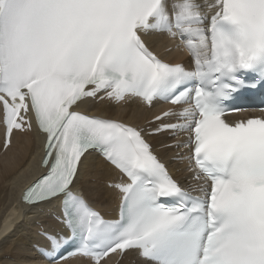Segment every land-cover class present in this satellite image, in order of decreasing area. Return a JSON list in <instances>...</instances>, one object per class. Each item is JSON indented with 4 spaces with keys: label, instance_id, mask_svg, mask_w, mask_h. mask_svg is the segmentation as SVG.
<instances>
[{
    "label": "snow or ice",
    "instance_id": "snow-or-ice-1",
    "mask_svg": "<svg viewBox=\"0 0 264 264\" xmlns=\"http://www.w3.org/2000/svg\"><path fill=\"white\" fill-rule=\"evenodd\" d=\"M152 36L178 41L188 63L162 59ZM242 89L264 94V0H0L4 147L14 131L43 134L46 172L23 200H59L69 231L45 234L49 258L71 244L91 264L128 251L143 264H264V118H222L243 110L225 104ZM105 98L172 107L145 133L80 110ZM159 132L194 184L154 153L145 137ZM91 153L120 174L115 218L73 190Z\"/></svg>",
    "mask_w": 264,
    "mask_h": 264
},
{
    "label": "bare ground",
    "instance_id": "bare-ground-1",
    "mask_svg": "<svg viewBox=\"0 0 264 264\" xmlns=\"http://www.w3.org/2000/svg\"><path fill=\"white\" fill-rule=\"evenodd\" d=\"M151 46L154 47V45ZM154 48L158 49L157 47ZM85 105L86 107L89 106L88 103ZM119 105L121 107L119 108L116 105L115 109L98 108L95 113L106 118H124L128 115L126 121L138 126L143 120L155 115L160 109V106L156 105L147 108L136 101H131L128 104L126 100ZM81 110L87 111L85 109ZM40 141L41 139L37 134L14 135L10 148L3 154L0 153V264H89L81 259H71L61 263H47L46 260L36 254L33 248L34 245H45L44 240L37 235V231L40 229L36 227V224L45 228L44 231L49 234L58 228V225L46 214V210L56 211L53 208L54 202L26 208L17 200V194L21 187L31 182V179L39 174L36 160ZM154 141L160 142L161 138H156ZM165 155L160 153L162 158ZM115 176V172L101 160L92 155H87L80 165V172L74 190L82 195L92 207L107 214L113 211L115 193L106 187V182H109ZM13 206L18 208V214L13 215L15 218L11 225L5 227L4 223L10 220V214L7 217L9 220L7 218L4 220L3 215H6L8 209H11L12 213ZM3 209H6V212ZM26 212H28V216H25ZM15 213L16 211L13 214ZM24 245L28 246L25 247ZM27 253L30 255H27ZM115 260L116 258L113 256L111 261L103 264H112ZM122 264H143V261L136 260L134 254L130 253L124 257Z\"/></svg>",
    "mask_w": 264,
    "mask_h": 264
},
{
    "label": "rangeland",
    "instance_id": "rangeland-1",
    "mask_svg": "<svg viewBox=\"0 0 264 264\" xmlns=\"http://www.w3.org/2000/svg\"><path fill=\"white\" fill-rule=\"evenodd\" d=\"M118 106H119V108L121 107L119 104H118ZM0 159H1V156H0ZM13 209H14V210H13V212H12V213H11V209H8V211H7V212H6V209H3V210L6 212V215H5V214L3 215V216H4V218H3L4 220H5V219H6V218L9 216V214H10V217H9V218H10V220H9V218H7L9 221L7 220L8 222L4 223L5 227H6V226H9V225H11V223H12L13 219H14V218H15V216L18 214V211H17V210H18V208H16L15 206H13ZM14 211H16V213H15V214H13V213H14ZM32 212H34V211H32ZM20 214H21V213H20ZM13 215H15V216H13ZM3 219H2V220H3ZM24 246H25V247H27L28 245H27V246H26V245H24ZM26 249H27V248H26ZM6 254H7V253H6ZM27 255H30V254H29V253H27ZM10 264H13V263H10Z\"/></svg>",
    "mask_w": 264,
    "mask_h": 264
}]
</instances>
